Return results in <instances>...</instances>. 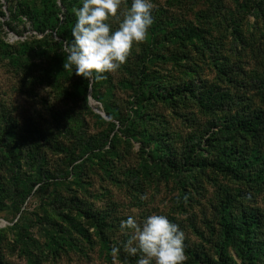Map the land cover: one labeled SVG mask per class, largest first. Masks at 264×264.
I'll use <instances>...</instances> for the list:
<instances>
[{
    "label": "trees",
    "instance_id": "1",
    "mask_svg": "<svg viewBox=\"0 0 264 264\" xmlns=\"http://www.w3.org/2000/svg\"><path fill=\"white\" fill-rule=\"evenodd\" d=\"M160 1H165L164 5H160ZM172 1L174 0H152L154 22L149 27L145 40L140 42L138 47L134 42L135 47L127 57L137 64V69L129 73L133 81L123 77L117 82L122 90L133 92L132 113L128 116L122 114L112 102L102 98L95 88L93 97L98 102L106 104L104 112L110 121L107 122L100 115L90 112L97 123L108 127V132L110 127H116V122L124 125L126 122L129 123L125 137L142 140L149 147L152 146L151 151L157 155L155 165L160 171H164L165 168L177 176L185 177L183 187L191 188L185 194L190 202L194 193L201 196V181L208 177V171L211 169H214L216 174L235 181L237 184L235 189L221 186L216 192L214 201H210L208 205V213L203 212L205 221L218 235L214 245L217 257L215 258L214 254L208 255L204 250L199 251V246L193 248L187 246L186 251L190 253L194 263L239 264L237 262L239 260L241 264H264V217L258 208L251 205L257 196L264 194V74L258 70L251 72L245 70L241 58L244 50L238 49L239 46L243 49H251L253 59L256 65H259L264 54L262 42L264 0H252L256 9V24L250 34L247 35L243 31L244 23H241L234 26L233 38L230 40L227 35V31L232 27L229 17L236 22L233 13L224 16L225 19L221 24L222 37H218L217 30V36L211 30L216 29L214 20L222 14L212 15L211 10H199L193 15L196 20L185 18L175 13ZM82 2L83 0H34L27 4L21 3L19 14L20 17L26 18L27 23H30L37 34L45 35L50 32L49 35L58 38L60 45L63 46V41L71 42L73 39L71 31L77 22L74 9L82 7ZM204 2L205 0H199L198 3ZM131 3L132 0H121V5L128 10ZM11 30L15 32L14 28ZM52 44L56 46L57 42ZM159 44H162V47H158ZM17 46L16 51L22 56L25 55L24 57L30 58L35 52L29 43ZM7 48L12 47L6 44L0 47L3 54H7L4 50ZM207 53L210 54L212 69L216 73L213 83L203 78L201 61L195 58ZM12 54L10 66L18 70L20 76L25 77L27 74L23 72V68H26V72H29V69L22 67L25 62L23 60L20 62ZM66 55L65 53L64 57ZM152 57L154 63L161 62V66L172 65L179 74L184 73L186 77L175 78L171 70L164 75L159 70L145 68ZM186 63H188L187 69ZM104 75L107 79L100 81L111 87L115 78L112 73ZM83 79L85 81L83 91L79 95L72 91L64 92V101L77 105L83 102L87 106L85 103H87L89 82ZM100 81L96 83L100 84ZM33 94L38 97L35 92ZM189 102L194 103L206 118L203 120L194 112L189 115L178 112L191 131L183 140L187 144L185 142L181 154L178 145L183 142L182 137L180 135L178 138V132L173 131L168 118L160 114L159 107L174 111L179 104L186 105ZM48 110L51 118L59 125L57 132L62 135L61 130L64 131L65 139L77 143L75 148L82 147L86 153L100 158L101 161L114 156L120 157L121 154L115 152V148L105 150L107 147L102 145L98 147L100 153L96 154L93 148L94 141L83 142L89 131L87 116L82 118L80 113L74 111L71 114L73 117H70V114L64 115L63 112L52 107ZM34 125L37 128L33 129ZM25 129L27 132L33 129L35 136L27 135L23 139L25 132L13 117V110L6 104L0 103V181L3 179L7 187L12 186L16 190L15 193H18L19 200L31 193L30 185L38 184L31 179L30 184L23 182L21 176L23 163H28L33 169L41 163L42 149L65 151L54 129L48 132L45 127L37 126L33 122L28 123ZM212 130L216 131L211 133ZM207 134L211 135L207 139L209 145L211 142V147L205 155L202 152L204 150H199L197 147H200ZM109 139L107 136V142ZM75 148L70 153L71 158L77 151H82ZM128 151L124 150V153L127 154ZM105 162L103 171L109 180L115 181L117 173L114 172V167L110 166L112 163ZM2 172L3 177H1ZM14 172L16 175L10 180L7 175ZM125 175L132 174L125 172ZM63 202L58 204V209H64ZM70 203L73 206H69L71 209L68 213L59 212L68 229L82 240L91 243L93 234L90 229L93 228L104 245L112 250L111 241L114 239L116 228V218L112 216L114 208L110 210L108 206L106 209H94L92 206H86L79 198L72 199ZM52 206L57 210L56 205ZM58 238V241L52 240L54 243L46 244L45 247L40 246L41 251L37 248L26 252L28 253L26 255L32 258L35 264H42L50 256L58 257L60 251L65 252L67 247L64 236L60 235ZM45 248L49 251L48 255L45 254V250L43 251ZM82 251L85 254V250ZM118 253L121 254V259L126 261V254L121 248ZM235 255L237 260L234 258ZM3 258L0 250V264H5Z\"/></svg>",
    "mask_w": 264,
    "mask_h": 264
},
{
    "label": "rangeland",
    "instance_id": "2",
    "mask_svg": "<svg viewBox=\"0 0 264 264\" xmlns=\"http://www.w3.org/2000/svg\"><path fill=\"white\" fill-rule=\"evenodd\" d=\"M32 1L34 0H0V47L4 44L12 47L4 49L9 56L3 54L0 49V103L6 104L13 110V117L25 132V135L22 136L23 139L27 135L35 136L33 132V129L37 128L35 125L29 132L25 129L28 123L33 122L37 126L45 127L48 132L50 129H54L53 131L58 134L65 151L56 152L42 149L41 163L33 169L29 167L28 163H23L24 169L21 171L23 182L33 181L38 184L30 185L31 193L26 194L22 200L18 199L19 195L15 193L16 190L12 186L7 187L2 181L3 179L0 181V250L4 257V263L35 264L32 258L30 259L26 255L28 254L26 252L34 251L37 248L41 251L40 246L45 247L46 244L54 243L52 240L58 241V237L62 235L67 241L65 252L60 251V255L55 258L50 256L42 264H136L138 255L131 256L124 251V244L128 237L121 233L120 222L132 216L142 223L153 214L167 216L170 222L177 224L183 231L186 257L183 264H197L193 262L190 253L186 251L187 246H191V248L199 246V251L204 250L208 252V255L214 254L216 258L214 245L218 240V235L205 221L203 212L208 213V205L210 201H214L216 192L221 186L235 189L237 185L235 181L216 174L217 172L211 169L208 171V177L201 181V196L194 193L193 200L190 202L185 197L186 192L191 189H184L185 177L177 176L165 168L164 171H160L159 167L155 165V163L157 164V155L151 151L152 146L149 147L142 140L125 137L129 123L126 122L124 125L114 122L116 127H110V132H108L107 126L97 123L90 111L100 115L107 122L110 119L104 112L106 104L98 102L93 97L94 88L97 92L99 91L102 98H106L107 102H112V105L121 110L125 116L132 113L133 92L122 90L117 83L123 77L133 81L132 75L129 73L137 69V64L128 58L117 71L112 73L115 80L111 87L102 81L100 84L94 81L89 85L87 103H85L87 106L83 102L77 105L64 101V92L72 91L79 95L84 89L85 81L82 77L76 76L74 71L72 73V70H64L66 57H64L65 53L61 51L63 46L60 45L58 38L51 37L50 32H47L48 35L37 34L30 23H27L26 18L20 17V4ZM198 2L199 0H174L171 4L175 13L185 18H193L195 12L199 10H211L212 15L214 13L222 14L221 17H216L214 20L213 24L216 25V29L211 30L215 35L217 30L218 37H222L223 26L221 24L225 19L224 16L233 13L236 22L232 20V17H229L232 27L227 31L228 40L233 38L234 26L244 23L243 31L249 35L252 27L256 24V9H254L252 0H205L203 4ZM159 3L164 5L165 1ZM127 11L128 9L120 5L118 18L122 19L123 14ZM196 19L194 16L193 20ZM107 23L111 25L113 31L119 26L117 18L110 17ZM11 28H14L15 32ZM52 42H57V45L55 46ZM262 42L264 43V39ZM24 43L32 45L35 51L30 55V58L22 56L15 49L18 44ZM136 44L135 46L138 47L139 43ZM135 46L133 45L132 48L134 49ZM158 47H162V44H159ZM238 49L244 50L241 58L245 70L248 72L258 70L264 74V54L259 65H256L251 49H243L241 46ZM13 52L14 54H12ZM11 54L20 62L22 60L25 62L22 67L29 69V72H26V68H23V72L27 74L25 77L20 76L18 70L10 66ZM209 55L207 53L195 58L201 61L203 78L213 83L216 73L212 69L213 65ZM236 58L234 57V59ZM148 61L147 67H145L147 69L159 70L164 75H167L168 70H171L170 72L175 78L186 77L184 73L179 74L176 67L172 65L161 66V62L154 63L153 57ZM185 66L187 69L188 63ZM34 92L38 97L33 94ZM193 104L191 102L186 105L181 103L174 111L168 110L166 107H159L160 114L168 118L171 128L178 132V138L181 135L182 141L191 131L188 129L189 126L184 124L185 119L183 120L178 112L185 113V115L194 112L201 119L206 118ZM50 107L63 112L64 115L70 114V117H73L71 114L74 111L80 113L82 118L87 116L89 131L83 142L94 141L93 148H95L96 154L100 153L98 149L102 145L107 147L105 150L115 148V152L121 154L120 157L114 156L101 161L100 158L86 153L82 147L75 148L77 143L65 139L64 131L61 130L62 135L57 132L59 125L51 118L48 110ZM216 130H212L211 133ZM116 135L118 138H114ZM107 136L110 138L109 142H107ZM210 136L207 134L200 147H197L199 150H204L202 152L205 155L208 154L207 151L211 147V142L209 145L207 141ZM185 142L178 145L181 154ZM74 148L82 151H77L71 158L70 153ZM124 150L129 151L125 154ZM105 161L112 163L110 166L114 167L113 170L117 173L115 181L109 180L103 171V165H106ZM125 172L132 175L126 176ZM15 175L14 172L7 176L12 180ZM1 177H3V172ZM45 178L46 180H44ZM145 195L147 199H142ZM75 198H79L86 206H92L94 209H106L108 206H110V210L114 208L112 216L116 218V228L114 239L111 241L112 250L104 245L93 228L90 229L93 234L91 243L82 240L68 229L62 217L59 216V212L68 213L71 209L69 206H73L70 201ZM62 202L64 209L60 210L58 204ZM52 205H56L57 210ZM251 205L258 208L264 217V194L257 196ZM119 248L126 254V261L121 259V254L118 253ZM82 249L85 250V254L83 251L81 252ZM44 250L48 255V249ZM234 258L237 260L236 255ZM237 262L241 264L239 260Z\"/></svg>",
    "mask_w": 264,
    "mask_h": 264
},
{
    "label": "clouds",
    "instance_id": "3",
    "mask_svg": "<svg viewBox=\"0 0 264 264\" xmlns=\"http://www.w3.org/2000/svg\"><path fill=\"white\" fill-rule=\"evenodd\" d=\"M120 5L121 0H83L82 7L74 9L77 22L71 31L73 39L62 42L61 51L67 54L64 70L74 71L91 85L107 79L105 73L117 71L133 43L145 40L154 22L152 0H132L122 19L117 16ZM110 17L119 20L114 31L107 23ZM120 231L128 237L124 251L138 255L136 264H183L186 259L184 233L167 216L153 214L142 223L129 216L120 222Z\"/></svg>",
    "mask_w": 264,
    "mask_h": 264
},
{
    "label": "water",
    "instance_id": "4",
    "mask_svg": "<svg viewBox=\"0 0 264 264\" xmlns=\"http://www.w3.org/2000/svg\"><path fill=\"white\" fill-rule=\"evenodd\" d=\"M107 118V117H106Z\"/></svg>",
    "mask_w": 264,
    "mask_h": 264
}]
</instances>
